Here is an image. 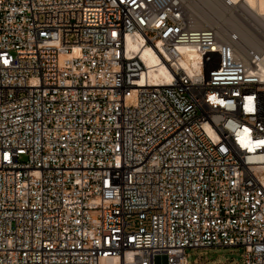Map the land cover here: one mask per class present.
Returning <instances> with one entry per match:
<instances>
[{
	"label": "built area",
	"instance_id": "1",
	"mask_svg": "<svg viewBox=\"0 0 264 264\" xmlns=\"http://www.w3.org/2000/svg\"><path fill=\"white\" fill-rule=\"evenodd\" d=\"M241 39L182 0H0V264H264V78Z\"/></svg>",
	"mask_w": 264,
	"mask_h": 264
},
{
	"label": "rangeland",
	"instance_id": "2",
	"mask_svg": "<svg viewBox=\"0 0 264 264\" xmlns=\"http://www.w3.org/2000/svg\"><path fill=\"white\" fill-rule=\"evenodd\" d=\"M196 29L212 28L226 39L239 32L244 49L264 51V19L241 3L227 5V0H182ZM241 247L209 248L187 251V264H245Z\"/></svg>",
	"mask_w": 264,
	"mask_h": 264
},
{
	"label": "bare ground",
	"instance_id": "3",
	"mask_svg": "<svg viewBox=\"0 0 264 264\" xmlns=\"http://www.w3.org/2000/svg\"><path fill=\"white\" fill-rule=\"evenodd\" d=\"M226 2L227 5L230 6H237L243 3L250 11L254 13L256 12L259 17L264 19V0H227ZM237 33L240 34L239 32ZM127 46L130 51L141 54L143 59L146 61L148 67H150L148 77L151 83L154 84L161 82L164 84L170 83L171 77L169 75V72L164 65H161L160 59L157 56V52H155V49L151 47L141 48L134 37L128 38ZM181 51H183V53H186L188 51L190 52V50H187L185 48L181 49ZM257 51L261 54L259 70H260V74L264 78V51H259V50ZM197 59L198 57L196 54L194 53L187 54V58L185 61H183L182 65L188 71V73L191 74L198 69ZM104 264H115V263L107 262Z\"/></svg>",
	"mask_w": 264,
	"mask_h": 264
}]
</instances>
